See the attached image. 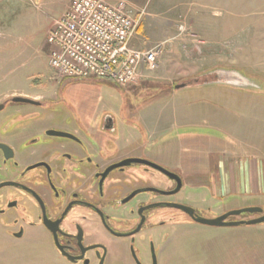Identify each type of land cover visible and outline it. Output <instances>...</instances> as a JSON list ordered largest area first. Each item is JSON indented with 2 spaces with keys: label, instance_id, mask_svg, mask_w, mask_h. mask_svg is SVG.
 Returning a JSON list of instances; mask_svg holds the SVG:
<instances>
[{
  "label": "rangeland",
  "instance_id": "rangeland-1",
  "mask_svg": "<svg viewBox=\"0 0 264 264\" xmlns=\"http://www.w3.org/2000/svg\"><path fill=\"white\" fill-rule=\"evenodd\" d=\"M70 1L0 0V102L19 94L53 98L48 104L53 114L46 118L53 123L60 120L59 110L82 125L93 112L116 115L117 130L110 137L137 139L148 161L190 167V204L203 217L264 207V195L216 197L196 183L198 174H209L218 157H225L224 150L238 160L250 156L264 161V0L258 2L257 15L216 9L209 16L190 15V0H149L139 8L137 33L142 49L160 45L158 67L125 87L96 77L60 78L49 65L46 36ZM220 67L235 68L261 86L163 88ZM178 218L187 226L175 232L162 264H264V222L222 227L192 222L181 213ZM20 249L17 255L0 256V264H63L52 248L35 244Z\"/></svg>",
  "mask_w": 264,
  "mask_h": 264
},
{
  "label": "flooded vegetation",
  "instance_id": "flooded-vegetation-1",
  "mask_svg": "<svg viewBox=\"0 0 264 264\" xmlns=\"http://www.w3.org/2000/svg\"><path fill=\"white\" fill-rule=\"evenodd\" d=\"M52 99L7 101L0 111V256L36 244L52 248L63 264H162L175 232L187 226L179 213L192 222L185 208L200 215L190 204V167L166 160L150 161L165 171L137 161L120 164L146 159L137 139L109 136L117 130L116 115L93 112L82 125L59 110L53 123L46 121ZM48 129L75 138L50 136ZM241 215L228 220L260 214Z\"/></svg>",
  "mask_w": 264,
  "mask_h": 264
},
{
  "label": "built area",
  "instance_id": "built-area-1",
  "mask_svg": "<svg viewBox=\"0 0 264 264\" xmlns=\"http://www.w3.org/2000/svg\"><path fill=\"white\" fill-rule=\"evenodd\" d=\"M141 10L125 0H71L46 36L49 65L60 78L96 77L120 87L158 67L160 45L130 46Z\"/></svg>",
  "mask_w": 264,
  "mask_h": 264
},
{
  "label": "crops",
  "instance_id": "crops-1",
  "mask_svg": "<svg viewBox=\"0 0 264 264\" xmlns=\"http://www.w3.org/2000/svg\"><path fill=\"white\" fill-rule=\"evenodd\" d=\"M106 1L113 4L117 0ZM125 1L139 9L145 7L149 0ZM258 2L259 0H190V15L209 16L216 9L222 10L223 13L230 10L235 15H257L259 12ZM255 22L258 23V20ZM242 29L240 28V30ZM138 35L139 33L136 31L130 40V46L141 48V39ZM144 74L145 71L142 75L144 76ZM224 153L225 157H218L219 160L209 174L203 176L198 174L196 183L208 186L211 194L216 197H223L236 192L248 195H264V161L249 156V159L239 160L237 163L234 160L236 158L234 153H231L230 150H224Z\"/></svg>",
  "mask_w": 264,
  "mask_h": 264
},
{
  "label": "water",
  "instance_id": "water-1",
  "mask_svg": "<svg viewBox=\"0 0 264 264\" xmlns=\"http://www.w3.org/2000/svg\"><path fill=\"white\" fill-rule=\"evenodd\" d=\"M210 74H215L216 75V79L212 80V81H205L202 80L201 82H196L198 80L199 76L196 77H192L190 79L189 78H184L181 81L175 82L173 84V86L171 85H165L163 88H165L164 90H168L171 91L174 89V92H176V90L178 89H183V88H188V87H192V86H199V85H208V84H224V85H229V86H233V87H239V88H243V89H248V90H255L256 88L260 87L261 84H258V80L256 78H253L252 76H246L245 74L239 72L238 70H236L235 68H216V69H212L209 70L206 75H210ZM201 76V77H204ZM70 79H90L89 77L87 78H70ZM190 80H193L194 83H190ZM168 88V89H166ZM7 101L13 102V103H26V104H32V105H39L40 103V99H35L32 97H28V96H24V95H11L8 98L3 99L0 102V111L4 108L5 104ZM47 135L50 136H56V137H65V138H75L74 135L68 133V132H64V131H60L57 129H48L46 131ZM141 162L144 163L146 165H150L152 167L155 168H159L162 170L161 167L151 163L150 161L147 160H139V159H131V160H126L121 162L120 164H124L127 165L130 162ZM164 170V169H163ZM162 170V171H163ZM165 171V170H164ZM178 181L180 182V179H178ZM179 208H184L181 205H176ZM185 211L187 213H189L190 218H192V220H194L197 223L203 224V225H209V226H222V227H226V226H238V225H254V224H260L264 222V214H262L263 212V208L259 207V206H249V207H243V208H239V209H233V210H229L226 211L223 214H220L216 217L213 218H206V217H202L200 215H198L195 211L194 208L190 207V208H185ZM243 213H249V214H260L257 217H253L251 219H240V220H228L229 217L231 216H238L241 215Z\"/></svg>",
  "mask_w": 264,
  "mask_h": 264
}]
</instances>
